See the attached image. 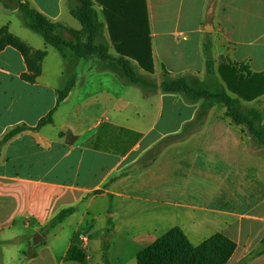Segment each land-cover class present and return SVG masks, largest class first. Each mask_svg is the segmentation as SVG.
Listing matches in <instances>:
<instances>
[{
	"label": "crops",
	"instance_id": "0c3cea01",
	"mask_svg": "<svg viewBox=\"0 0 264 264\" xmlns=\"http://www.w3.org/2000/svg\"><path fill=\"white\" fill-rule=\"evenodd\" d=\"M30 1L49 21L60 23L63 0ZM145 4L154 68L149 76L156 83L159 63L172 75L192 73L204 79L203 37L210 38L215 62L221 55L264 74V0ZM19 32L10 33L26 37L34 51L44 49V43ZM14 52L9 47L0 52V64H18L14 75L21 81L20 88L0 82V139L16 126L34 128L56 104L57 88L41 81L43 66L34 83L25 82L20 76L26 66ZM10 68L0 65L1 79L13 78ZM114 88V98L94 97L96 110L86 123L56 127L55 112L51 125L23 132L1 147L0 264H103L104 255L107 264H137V255L174 227L193 247L225 235L236 244L226 264H264V156L248 147L221 109H212L200 134L143 161L160 139L179 134L198 106L174 95ZM99 92L106 93L102 85ZM261 101L264 107V96ZM62 134H68L71 144ZM69 208L73 213L50 228L54 217ZM18 221L27 229L31 221L34 226L27 246L34 235L46 233L22 256L9 241ZM70 231L81 242L74 243ZM92 231L96 240L90 243L85 235Z\"/></svg>",
	"mask_w": 264,
	"mask_h": 264
},
{
	"label": "trees",
	"instance_id": "16d2710c",
	"mask_svg": "<svg viewBox=\"0 0 264 264\" xmlns=\"http://www.w3.org/2000/svg\"><path fill=\"white\" fill-rule=\"evenodd\" d=\"M67 3L70 15L80 25L78 31L61 23H52L23 0H0L4 9L16 10L24 26L37 34L45 46L53 48L65 63L96 56L109 63L110 66L105 68L113 71L118 68L116 71L123 83L148 93L175 95L187 104L198 106L194 118L184 124L180 133L163 138L144 154L143 161L155 160L166 146L186 140L192 129L202 128L209 112L217 108L223 111L226 122L239 128L242 140L264 155V107L261 106L264 74H253L246 63H232L221 55L215 62L211 41L203 37L200 50L204 79L190 73L173 76L161 66L160 81L156 83L149 76L154 73V68L145 0H67ZM7 47L23 58L27 72L20 76L21 80L34 83L42 73L45 50H32L4 26L0 28V52ZM74 85L75 77H70L63 89L56 91L53 109L34 128L22 125L8 131L0 139V149L23 132H36L51 125L59 104L67 98ZM62 135L66 143L71 144L68 134ZM72 213L73 208L60 211L49 227L60 224ZM235 250L236 244L223 234L213 235L193 247L183 232L174 227L143 249L137 255V264H226ZM103 264H107L105 255Z\"/></svg>",
	"mask_w": 264,
	"mask_h": 264
},
{
	"label": "rangeland",
	"instance_id": "374dc122",
	"mask_svg": "<svg viewBox=\"0 0 264 264\" xmlns=\"http://www.w3.org/2000/svg\"><path fill=\"white\" fill-rule=\"evenodd\" d=\"M24 2H27L33 9L37 10L35 6L31 3L30 0H23ZM62 9V17H60L59 21L60 23L64 24V26H67V28L71 29H77L80 30L79 23L71 17L68 9V3L67 0H63L60 5ZM12 11V12H10ZM5 15L3 18V21L0 20L2 25L8 26L9 31L14 35L21 34L19 30L26 31L29 36L35 38L37 41L42 42V39L37 35L29 31L25 26L21 19L20 14L16 10H6L2 6H0V18ZM142 30H143V42L145 44V30H144V24L142 22ZM22 38V39H21ZM19 39L23 40V42L30 44L28 39L26 37H19ZM210 39V38H209ZM33 44V43H32ZM46 53V58L44 59L42 66H43V74L41 81L43 83L51 84L52 86L56 87L57 91H61L63 87L66 84V81L70 77H75V85L67 98L60 104L58 110L56 111L54 115V122L56 124V127H60L63 125L64 128H68L70 125H73L76 120H80L83 123L87 122L88 114L92 110H96V105L94 103V97H106L107 99L114 98L118 95L116 93L118 91L115 90L114 86H120L124 88H134L131 85H128L126 83H123L121 78L119 77L117 71L118 68L115 71L109 70L108 68H105V66H110L109 63H106L105 61H101L98 57H92L87 60H76L72 63H65L60 55L51 47L45 46L44 49ZM16 57L18 58L16 52H14ZM214 54V53H213ZM200 57L202 58V51L200 50ZM1 63V62H0ZM0 65L4 66H10V71L12 72L11 75H13V78L9 77L7 80H3L0 78V82L7 81L9 83H13L16 85L15 87L20 88V86H17L21 83L19 78L15 77L14 74H16L18 64L16 62H11L7 60L5 63H2ZM161 64H158V70L160 71ZM113 68V67H112ZM185 74H176L173 76H186ZM192 74V73H190ZM195 75V74H194ZM197 76V75H196ZM198 77V76H197ZM199 78V77H198ZM102 85L105 88V94H100L99 87ZM137 88V87H136ZM20 90L18 89V92ZM142 91V90H141ZM133 97H138L136 95H132ZM175 96V95H174ZM121 98H125L126 96L124 94L120 95ZM131 97V95H130ZM178 97V96H176ZM53 108V107H52ZM77 108H81V110H78ZM219 109V108H217ZM77 115H79L77 117ZM100 115H96L95 119L99 118ZM164 120V118H163ZM234 129L239 128L231 125ZM204 127V126H203ZM202 128H196L192 129V136L196 134H200L203 131ZM59 129V128H58ZM57 129V130H58ZM61 130V129H60ZM181 131V130H180ZM163 139V138H162ZM160 139L157 144L162 140ZM248 147L255 153L259 155H263L260 152H256V150L250 145L247 144ZM158 148H160L158 146ZM163 150H161L162 152ZM161 152L158 154L157 158L161 156ZM264 156V155H263ZM229 181L226 182L228 184ZM225 187V186H224ZM55 218V217H54ZM54 220V219H53ZM33 224L31 221L30 228H25L24 223L18 221L17 227L15 229L16 233L12 237H9V241L11 244H13V249L16 252H19L18 255L22 256V254H27V242H26V236H29L32 234L33 230ZM214 229H208L207 233L214 231ZM45 231L41 232L40 237L43 239V236H45ZM79 235H74L72 231L68 234V237L76 242H81L78 238ZM89 238L90 243L92 241L96 240L94 231L88 233L85 235ZM108 234L105 232L103 238H107ZM98 238L101 239V235H98ZM199 236H197L193 242L195 244L197 242V239ZM15 240H18L17 242ZM47 240V239H46ZM50 241V240H48ZM63 242H65L63 240Z\"/></svg>",
	"mask_w": 264,
	"mask_h": 264
},
{
	"label": "water",
	"instance_id": "95a60500",
	"mask_svg": "<svg viewBox=\"0 0 264 264\" xmlns=\"http://www.w3.org/2000/svg\"><path fill=\"white\" fill-rule=\"evenodd\" d=\"M43 239L40 237L39 234L34 235L30 241L28 242V249L27 254H29L35 247H37Z\"/></svg>",
	"mask_w": 264,
	"mask_h": 264
}]
</instances>
